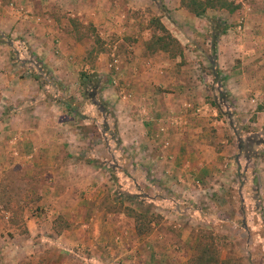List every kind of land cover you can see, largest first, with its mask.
Returning <instances> with one entry per match:
<instances>
[{
  "label": "crops",
  "instance_id": "0c3cea01",
  "mask_svg": "<svg viewBox=\"0 0 264 264\" xmlns=\"http://www.w3.org/2000/svg\"><path fill=\"white\" fill-rule=\"evenodd\" d=\"M149 1L0 0V197L9 178L4 189L17 178L24 195L0 199V264H198L199 229L236 226L239 217L251 226L241 247L247 263L262 255L264 264V153L247 157L238 186L241 160L227 149L232 131L227 139L219 128L200 75L181 73L176 65L186 62L164 52L145 54L150 29L139 12ZM164 1V26L181 40L168 20L180 17L190 35L193 16L182 0ZM241 12L245 36L236 41L226 82L235 107L252 111L245 128L258 134L264 0H244ZM75 21L96 27L104 49L90 72L102 73L105 85L90 100L76 72L90 42L75 35ZM41 63L52 76L44 84ZM105 108L114 114L116 139ZM94 127L103 128L100 135ZM255 139L264 145V133ZM113 174L121 187L112 185ZM232 188L236 205L228 199ZM119 191L146 201L158 223L137 235L133 219L116 208ZM17 208L33 213L16 224L9 209Z\"/></svg>",
  "mask_w": 264,
  "mask_h": 264
},
{
  "label": "rangeland",
  "instance_id": "374dc122",
  "mask_svg": "<svg viewBox=\"0 0 264 264\" xmlns=\"http://www.w3.org/2000/svg\"><path fill=\"white\" fill-rule=\"evenodd\" d=\"M184 1L187 2L188 0ZM210 1L212 2V4H214V6L206 10L205 17H196L193 13L189 12L193 16V22H191L192 24L190 26L192 33L190 35H187L186 26L181 23L180 17L171 18L168 16V20L174 23V28L175 30H177L175 31V35H177V37L179 38L181 37L182 41L178 40L173 35V33H171L170 30L167 29L170 34L174 38H176L179 44L181 45L180 48H176V50L172 51L167 56L172 60L180 59L182 63H187L186 60L188 58H191V61H189L187 64L177 63L176 67L178 70H180V68L182 67L181 73H185V75L186 73L200 75L201 80L198 81L202 86H204L206 93H209L206 101L216 110L217 113L215 115V119H217L218 122L222 121V123H220L219 128L222 130H227L225 133L227 139H229V135H227L229 132L228 130L229 128L231 129L232 138H230V141H232V143L227 149L229 150V152H232V154H236L235 156L239 158V160H241V164L239 165V175L237 177L238 181H234L237 183L238 186H241L245 181V174L242 173V166L250 165L246 161L248 159L247 157L262 155L264 153V145L256 144L255 142L257 139L252 141L253 137L257 138L260 133H264V129L258 134L249 133L251 130L245 128L247 126V123L243 122L242 120H253L254 117H249L252 114V111H246L244 107L240 106L238 108L235 107V103L230 99L229 84L226 82V78H228L230 69L233 67V65H231V58L236 56V41L245 36L247 20L244 13L241 12L242 8H244V0ZM149 3L150 5L143 7V9H141L139 12L142 17L141 19L143 23L146 24V26L152 18H163L159 16V13H161L162 7H164V3L166 4L167 2H163V0H154L149 1ZM226 4L230 6L227 7ZM76 22L77 21H75V25L73 26V28L76 26V29L79 30L80 34H82L81 36H84L85 32H88V25H83L81 23ZM165 22L168 21L165 20ZM169 24L170 23H167V25ZM94 28L95 32L98 33L96 27ZM223 28L225 29L224 32H222ZM212 35L218 36L216 42V63L214 64H211L210 62L213 58L210 44L212 41ZM84 38L88 39L90 42L89 46L86 47L85 53L90 51V49L93 47L98 48L94 44V41L90 36L87 35ZM49 40H51V38H49ZM96 59L97 55H94L92 59L87 63V59H85V64L87 65V67L85 64L83 66H81L80 64V66H78L76 69V72H78L79 74L80 87L84 91V100H90L91 97H93L96 92L101 91V89L105 85V82H102V73L97 76L96 74H92L90 72V70H92L94 67ZM39 66L40 68L36 72L41 74V82L44 84L46 81H48V79L49 81H51L52 76L49 74V70L46 68V66L42 63L39 64ZM237 67L239 68L241 66ZM239 71L242 70L240 69ZM81 74H86L91 79L89 85L86 84L83 86L81 84ZM92 82L96 83L93 84ZM105 111H107V117L109 118V136L113 139H116L117 131L115 129L116 122L114 120V114L111 109L105 108ZM94 128L95 135H100L103 128ZM258 168L260 167L254 166V168L251 169L253 170V172L250 175V183L254 188L260 185L259 175L254 174L255 171L259 173ZM9 179L7 180V182L2 183L3 185L1 186V188L2 191H4L2 193V196L6 198L7 201L11 202L12 200H17L20 197L22 198V196L24 195L20 193L21 180H18L17 178L13 179L11 181V184L8 185V188L4 189V187L7 186ZM110 180L114 181L112 185L117 186V182H119V177H117L116 174H113ZM119 186L120 185H118L117 187ZM117 190H119V188ZM231 191V197L228 196V199L230 200V203L236 205V203H234V200L237 199L236 201H238L240 198L237 194L233 193V188ZM118 194L119 195H117L116 193L115 200H117V203H120L119 206H116V208L120 211H124L123 203L128 204L127 207L133 206V204L135 203V211L141 210V212L145 214L148 218L156 221L160 220L159 217L155 216L156 214L154 212L150 211V205H148L146 201L140 200L138 198L124 197L121 191H119ZM2 196L0 197V199H3ZM31 197H33V195ZM230 210L231 209H228L227 211L230 212ZM236 210L237 212L240 211L239 206ZM9 211L10 213H12L13 216L12 221L16 224H20L21 222H23V218L25 217V215H30L33 213V210H25L19 208L9 209ZM232 214L233 216L235 215L233 213V209ZM241 220L242 219L239 217V221L236 226L233 224L221 223L220 225H215L214 227L203 226V228L199 229V234H204L205 241L203 242L206 244L207 248L204 251L205 254L202 255L201 253H198V255L193 259V262H198V264H248L247 262H249L250 259H247V249L244 248V251L241 250V247L247 244L245 231L251 230V226L246 225V221ZM256 232L258 231L256 230ZM237 247L238 251L235 252V249ZM254 248H256L254 250L258 251L257 253L260 252L261 254L262 251L259 242L255 243ZM255 256H257V258L255 259V261H251V264H262V255Z\"/></svg>",
  "mask_w": 264,
  "mask_h": 264
},
{
  "label": "trees",
  "instance_id": "16d2710c",
  "mask_svg": "<svg viewBox=\"0 0 264 264\" xmlns=\"http://www.w3.org/2000/svg\"><path fill=\"white\" fill-rule=\"evenodd\" d=\"M181 3H182V6L185 7V9L188 12L193 13L194 16L196 17H202V18L205 17L206 10L214 6V4H212L210 0H188L187 2L182 0ZM226 6L229 7L230 5L228 6L226 4ZM74 25L75 23H73V26ZM147 28L150 29V38L148 39V41L145 42V54L147 56L155 54L158 51L164 52L168 55L172 51L176 50V48L178 47L180 48L181 45L179 44L178 40L170 34V32L161 22L160 18H154V19L152 18L150 22L148 23ZM74 29H75V35L78 38L81 39L88 35L93 39L94 44L98 47V48L93 47L90 49V51L87 52L86 63L90 61L94 55H97L104 50L102 48V42L100 40V37L98 33L95 32V28L91 24H88L87 26L88 32L87 33L85 32L84 36H81L82 34L79 33V30L76 29V26L74 27ZM224 31L225 29L223 28L222 32ZM211 38H212V41L210 44H211L213 58L210 62L211 64H214L216 63V42H217L218 36L212 35ZM90 82H91V79L86 74H81V84L83 86L86 84L89 85ZM92 83L94 84L96 82H92ZM98 105L101 108L105 104H103L102 102H99ZM123 212L127 216L133 219L134 228H135L137 235H142L143 233L147 232L151 228L152 223H158V221L148 218L142 212L135 211L133 208H130L127 206L124 207ZM202 236L204 237V234H202ZM203 241H205V239L201 240V242L197 246V252L201 253L202 255L205 254L204 251L207 248L206 244Z\"/></svg>",
  "mask_w": 264,
  "mask_h": 264
},
{
  "label": "built area",
  "instance_id": "2783aa9c",
  "mask_svg": "<svg viewBox=\"0 0 264 264\" xmlns=\"http://www.w3.org/2000/svg\"><path fill=\"white\" fill-rule=\"evenodd\" d=\"M188 107H190V106H188ZM192 108V107H191Z\"/></svg>",
  "mask_w": 264,
  "mask_h": 264
}]
</instances>
